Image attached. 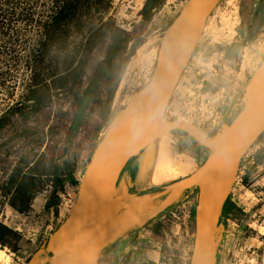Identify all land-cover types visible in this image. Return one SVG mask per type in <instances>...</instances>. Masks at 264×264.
<instances>
[{
  "label": "rangeland",
  "instance_id": "1",
  "mask_svg": "<svg viewBox=\"0 0 264 264\" xmlns=\"http://www.w3.org/2000/svg\"><path fill=\"white\" fill-rule=\"evenodd\" d=\"M65 1L20 0L16 8L0 2V118L5 117L6 124L0 129V250L4 252L0 264H27L42 242L68 217L80 187L66 185L60 189L57 209L48 210L54 190L53 165L68 156L76 176L82 180L106 126L101 107L108 95V85L102 82L97 86L94 78L111 42L108 28H119L132 39L149 0H79L58 34L51 29L52 20ZM187 1L159 0L154 5L156 10L151 12L152 19L138 40L142 42L116 92L113 116L151 78L162 37ZM247 1L222 0L212 13L170 101L167 119L192 122L209 136L227 131L226 124L238 108L246 84L264 59V19L245 51L235 59L224 52V45L237 33L239 41L244 39L240 30L244 23L247 30L249 23L242 21L243 15H252L255 8L248 12ZM132 46L130 41L127 52ZM76 70H82V75ZM36 84L45 102L40 109L28 100ZM90 85H94V92L85 118L70 148L58 159V149L75 116L80 96ZM261 149L264 150V134L245 155L244 169L240 168L233 186L230 201L237 208L226 220L217 264H262L264 160L252 170V175L260 174L258 178L252 177L248 186L242 183ZM159 150L161 160L167 163V176L153 184L150 176L157 166L155 151ZM201 151L205 150L182 131L159 138L148 149L141 168L139 161L136 170L127 168L119 181L116 198L141 196L129 191V186L144 192L193 173L206 158L200 155ZM197 197L198 193L191 194L185 209H178L184 216L175 210L170 212L169 229L154 237L157 244L149 249V258L158 260L161 244L169 242L170 261L176 258L180 264H187L193 250ZM183 221L190 222L191 250L188 244H181ZM109 260L105 256L101 264H108Z\"/></svg>",
  "mask_w": 264,
  "mask_h": 264
},
{
  "label": "water",
  "instance_id": "2",
  "mask_svg": "<svg viewBox=\"0 0 264 264\" xmlns=\"http://www.w3.org/2000/svg\"><path fill=\"white\" fill-rule=\"evenodd\" d=\"M153 1H149L147 12L151 10ZM221 1L188 0L168 26L160 42L151 78L113 116L93 151L68 217L42 242L41 248L27 264H101L107 245L135 229L134 239L109 263L121 264L147 224L183 196L194 194L196 188L198 197L190 264L218 263L226 225V206L241 162L264 133V59L245 88L241 110L231 123L226 124L230 129L220 136L219 133L208 136L189 121L169 120L166 111L208 20ZM258 17L259 11L254 16L252 27H255ZM147 24L143 16L133 32V44L139 40ZM93 92L94 85H90L80 96L75 116L58 149V159L64 157L75 140ZM172 131L185 132L206 148L200 153L207 156L205 161L193 173L165 186L147 189L149 191L146 192L129 186V191L141 195L147 210L142 221L121 229L119 223L130 217L119 213L116 201L118 182L125 176L131 159H138L141 168L142 159L151 145ZM43 231L44 228L38 240Z\"/></svg>",
  "mask_w": 264,
  "mask_h": 264
},
{
  "label": "trees",
  "instance_id": "3",
  "mask_svg": "<svg viewBox=\"0 0 264 264\" xmlns=\"http://www.w3.org/2000/svg\"><path fill=\"white\" fill-rule=\"evenodd\" d=\"M0 2L11 3L16 8L19 5L20 0H0ZM78 2L79 0H66L65 1L64 6L58 12H56L55 16L53 17L52 26H51V29H53L52 31L55 30L58 33L59 29L61 28V24L67 21V19L75 12ZM108 29L111 32V42H110L108 51L105 55V58L103 59L101 65L98 67L96 74H95V78H94L95 85L99 86L102 82L104 83L106 82L108 85V95L106 99L102 101V107H101V118L103 120V125H106L105 128H103L104 132L113 118L112 108H113L114 98L119 88L122 77L126 71V68L131 58L135 55L138 46L142 42V41L135 42L133 46L131 47V49L129 50V52H127L128 45L131 41L130 37H128L127 34L123 32V30L119 28H115L114 26H111ZM55 34L56 32L53 33V36ZM77 73L79 76H81L82 70L77 71ZM36 86H38V84L35 85V88L28 95V100L35 103L37 107L40 109L42 105L45 104L44 96L40 95V89L38 90ZM244 91L242 95L244 94ZM242 106H243V101H242V96H241V99L239 101V106L236 109L233 116L230 118L229 123H231L236 118ZM5 127H6L5 117L3 118L1 117L0 118V129H3ZM99 131H100V127H99ZM214 135L216 134H213L212 136ZM257 141L255 143H257ZM254 158L256 162L254 163L253 166H251L250 170H248V172H246V174H244V176L242 177V183L245 186H248L251 183V181H253L251 179L252 177L255 180L260 175V174L252 175V170H255L257 168V164L264 160V150L261 149L257 151ZM245 163H246V160L244 161V158H243L241 165H240L241 170L242 168L244 169ZM52 185H53L54 190L47 204L48 210H50V208L52 207L57 209L58 204H59V198H60V194H59L60 189L62 190L66 185L80 187L81 181L76 176V170L68 156L64 157L61 160V162H58L53 165V184ZM236 208L237 206L234 202L230 201L228 203V205L226 206L225 222L228 219L230 213L233 212ZM8 233H10L9 230H8ZM0 242H1V239H0ZM166 261L167 260H165V258H161V262H166ZM168 263L178 264L177 259H175L171 263L168 261ZM125 264H127V261L125 262ZM147 264H160V263L150 261ZM187 264H190V262L188 261Z\"/></svg>",
  "mask_w": 264,
  "mask_h": 264
},
{
  "label": "flooded vegetation",
  "instance_id": "4",
  "mask_svg": "<svg viewBox=\"0 0 264 264\" xmlns=\"http://www.w3.org/2000/svg\"><path fill=\"white\" fill-rule=\"evenodd\" d=\"M149 1H148V3H149ZM158 1L159 0H154L153 1L152 8H151V10L149 12L146 11V8H147L148 4L145 6V10H144V12L142 14V17L145 16V19H146V21L148 23L152 19L151 12H154L156 10V7H154V5H156L158 3ZM260 2H261V0H248L246 2V8L249 9L248 12H250L251 8H253V7H255V8H254V10L252 12V15L251 14L247 15V17L245 16V14L243 15L242 21H246L247 20L248 23H249L247 30H245V27H246L245 23H244V25L242 26V28L240 30L242 32V34H244V39L242 41H239L238 40L239 33H237L236 35H234L232 37V40L230 42H228V44L224 45L225 46L224 52L226 53L225 55L228 58L235 59V57H237V55H240L243 51H245L246 46L249 44V42L253 38V35L255 34V32L259 29L260 23L264 19V0L262 1L260 7H258ZM257 11H259V17L257 19L255 27H252L253 26L254 16H255ZM247 85L248 84H246V86ZM246 86H245V88H246ZM238 106H239V104H238ZM193 140L195 141L194 138H193ZM195 142L197 143V141H195ZM202 148L206 151V148H204V147H202ZM137 161H138V159H132L131 161H129L128 168H130V166H131V168L136 170V168L138 167L137 163H136ZM147 191H149V190H147ZM144 192H146V191H144ZM195 193H198V189L197 188L195 189ZM187 198H188V196H186V195L183 196L182 199L180 201H178L174 206H172V207L166 209L165 211H163L162 213H160V215L158 216L157 219L150 221L147 224V226L145 227V229L143 230V232H142L141 236L139 237V239L135 242V246L129 251V253L123 259L121 264H125L126 261H127V264H138V263L147 264L150 261H154V262L160 263V264H169L168 261L171 263V261H170L171 259L167 255V249H168L169 242L161 244V249L162 250L157 254V256L159 258L158 260H149L147 262L138 260L139 256H138L136 247H137L138 244H150L149 246H147L148 249H150L151 246L154 247V245H152V244H157L155 242V238L154 237L156 235H158L161 231L169 229V227L167 226L168 225V219L172 220V218L170 216V212L175 210V211L178 212V214L180 216H184L185 215V214H182L183 213L182 210H178V209L180 207H184V209H185V203L187 202L186 201ZM182 224L184 225L183 232H182V239L183 240H181L182 243L179 240V243L188 244V242L191 239V237H190V232H191V230H190L191 229L190 228V222L186 223L185 221H183ZM186 225H187V227H186ZM136 231L137 230H135V229H131L129 232L123 233L122 235L118 236L116 239L111 241L109 243V245H107V247L105 248L101 259H103L105 256H109V259H110L109 263H110L111 260L116 256V254L118 252H120L127 244H130V242L134 239V237L136 235ZM180 234H181V232H180ZM143 239H145L146 241H143ZM164 248H165V251H164ZM188 249L191 250L190 243L188 244ZM219 257H220V255H219ZM161 258H165V260H167V261L166 262H161ZM175 259H173L172 262ZM190 259H191V257L188 259L189 262H190ZM177 262H178V264L181 263V261L178 260V259H177Z\"/></svg>",
  "mask_w": 264,
  "mask_h": 264
},
{
  "label": "bare ground",
  "instance_id": "5",
  "mask_svg": "<svg viewBox=\"0 0 264 264\" xmlns=\"http://www.w3.org/2000/svg\"><path fill=\"white\" fill-rule=\"evenodd\" d=\"M230 129V126L227 128V131ZM226 131V132H227ZM163 137V136H162ZM161 138V137H160ZM157 153V166L154 168V170L151 172L150 180L154 183H159L165 179L167 176V166L166 162L161 160L162 152L161 150L155 151V154ZM155 160V161H156ZM150 163V162H149ZM155 163V162H154ZM153 168V166H152ZM119 185V182H118ZM117 185V187H118ZM117 190V189H116ZM124 190V189H123ZM116 201L119 205V213L129 216L130 218L124 219L119 223V227L121 229H128L131 226L135 224V221H142L143 220V214L146 212L147 208L142 204V197L133 195L131 197H119L116 198ZM4 255V252L0 250V257L2 258Z\"/></svg>",
  "mask_w": 264,
  "mask_h": 264
},
{
  "label": "crops",
  "instance_id": "6",
  "mask_svg": "<svg viewBox=\"0 0 264 264\" xmlns=\"http://www.w3.org/2000/svg\"><path fill=\"white\" fill-rule=\"evenodd\" d=\"M222 55V54H221ZM243 89V87H241ZM143 241H146L145 239H143ZM150 244H138L137 247H136V250H137V253H138V260L140 261H149V260H154V259H151L149 258V254H150V251L149 249L147 248V246H149ZM156 260V259H155Z\"/></svg>",
  "mask_w": 264,
  "mask_h": 264
}]
</instances>
